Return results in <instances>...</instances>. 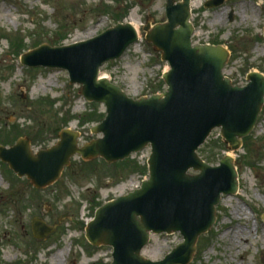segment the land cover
I'll list each match as a JSON object with an SVG mask.
<instances>
[{
  "label": "rangeland",
  "instance_id": "1",
  "mask_svg": "<svg viewBox=\"0 0 264 264\" xmlns=\"http://www.w3.org/2000/svg\"><path fill=\"white\" fill-rule=\"evenodd\" d=\"M207 1L192 0L194 44L223 45L232 51L234 67L246 63L247 74H264V0H228L216 9H207ZM132 19L138 43L105 64L101 75L134 100L161 95L170 67L143 29L166 21V0H0V145L10 148L29 138L37 153L56 145L64 130L78 134L79 147L102 138L92 130L106 117L104 105L87 102L66 71L25 67L21 59L39 46L86 42ZM233 70L226 74L231 77ZM240 73L234 83L243 86L247 74ZM222 141L215 130L200 155L206 161L213 157L214 166L226 155L234 157L240 193L223 197L216 224L199 238L191 264H264V108L239 151ZM150 154L146 149L118 166L77 156L44 191L0 161V264H111L112 248L89 244L86 226L102 205L142 185ZM35 218L55 231L35 239ZM181 243L180 234L152 235L143 255L159 262Z\"/></svg>",
  "mask_w": 264,
  "mask_h": 264
},
{
  "label": "water",
  "instance_id": "2",
  "mask_svg": "<svg viewBox=\"0 0 264 264\" xmlns=\"http://www.w3.org/2000/svg\"><path fill=\"white\" fill-rule=\"evenodd\" d=\"M225 1L212 0L206 6L220 7ZM166 15V23L154 27L148 23L144 28L146 40L171 67L163 75L168 86L164 94L133 100L100 78L104 64L119 60L139 40L130 23L72 46L43 45L25 55L22 63L67 70L71 84L82 85L88 101L104 104L107 117L93 129L103 138L79 148L78 134L63 131L55 146L37 154L29 139L10 149L0 145V160L38 190L55 184L76 155L86 161L101 157L113 164L151 148L149 180L101 207L87 227L86 237L93 246L114 249L112 264H191L199 238L216 223L222 196L239 191L233 157L227 155L214 167L198 151L216 129L230 150L239 151L264 106V75L251 73L246 87H235L223 73L230 59L226 48L193 46L190 0L183 4L167 0ZM33 232L44 239L54 229L37 218ZM176 233L184 242L164 260L154 262L142 255L152 234Z\"/></svg>",
  "mask_w": 264,
  "mask_h": 264
},
{
  "label": "flooded vegetation",
  "instance_id": "3",
  "mask_svg": "<svg viewBox=\"0 0 264 264\" xmlns=\"http://www.w3.org/2000/svg\"><path fill=\"white\" fill-rule=\"evenodd\" d=\"M178 3L182 4L183 3V0H177ZM207 4V2L205 3V5ZM231 16H234V12H232ZM162 23H164V20L162 21ZM232 52V51H231ZM232 54V53H231ZM233 59V54L231 55V60ZM233 61H230V63L228 64L227 68L226 69H234L232 72H231V77L230 79L232 80V82L234 83L235 80H237L236 78L239 76V73L240 75L244 74L245 71H246V63H242L240 65H238V67H234L233 65ZM252 71V70H250Z\"/></svg>",
  "mask_w": 264,
  "mask_h": 264
},
{
  "label": "bare ground",
  "instance_id": "4",
  "mask_svg": "<svg viewBox=\"0 0 264 264\" xmlns=\"http://www.w3.org/2000/svg\"><path fill=\"white\" fill-rule=\"evenodd\" d=\"M7 12H10V11H7ZM137 30H138V28H137V26L135 25V22H134V20L132 19L131 20V22H130ZM229 199H231L230 197H228ZM240 235L243 237H245V238H247L248 236H245V235H243V233L241 232L240 233ZM62 259H63V261H65V254L62 256Z\"/></svg>",
  "mask_w": 264,
  "mask_h": 264
},
{
  "label": "trees",
  "instance_id": "5",
  "mask_svg": "<svg viewBox=\"0 0 264 264\" xmlns=\"http://www.w3.org/2000/svg\"><path fill=\"white\" fill-rule=\"evenodd\" d=\"M158 92H155V94H157ZM202 150V149H201ZM203 151H204V149L201 151V153H203ZM211 158H213V157H211ZM211 158H207V161L208 162H211ZM204 159H206V158H204ZM128 161H126V162H123V163H127ZM123 163H121V164H123ZM119 164H117V166H118Z\"/></svg>",
  "mask_w": 264,
  "mask_h": 264
}]
</instances>
